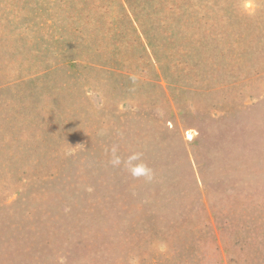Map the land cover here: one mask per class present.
<instances>
[{"label": "rangeland", "instance_id": "374dc122", "mask_svg": "<svg viewBox=\"0 0 264 264\" xmlns=\"http://www.w3.org/2000/svg\"><path fill=\"white\" fill-rule=\"evenodd\" d=\"M0 264H264V0H0Z\"/></svg>", "mask_w": 264, "mask_h": 264}, {"label": "clouds", "instance_id": "9594fccd", "mask_svg": "<svg viewBox=\"0 0 264 264\" xmlns=\"http://www.w3.org/2000/svg\"><path fill=\"white\" fill-rule=\"evenodd\" d=\"M111 153L112 159L110 160V163L113 167L120 166L123 163L124 167L133 178H143L145 181H151L153 179V170L140 160L139 154H133L126 160L122 161L121 157L117 155V149L115 147L111 149ZM134 161L139 162L133 163ZM159 250L165 251L166 245L161 244L159 246Z\"/></svg>", "mask_w": 264, "mask_h": 264}]
</instances>
